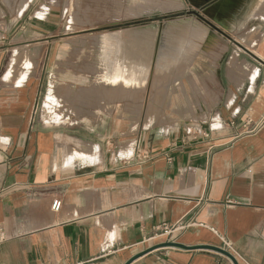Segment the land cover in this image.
<instances>
[{
	"label": "crops",
	"instance_id": "1",
	"mask_svg": "<svg viewBox=\"0 0 264 264\" xmlns=\"http://www.w3.org/2000/svg\"><path fill=\"white\" fill-rule=\"evenodd\" d=\"M61 3L0 0V264H127L167 242L223 248L221 238L239 264H264V124L250 132L264 119V25L248 61L232 66V56L221 79L230 49L220 60L213 55L225 49L214 43L199 52L217 69V85L209 96L197 91L198 107L186 92L193 110L185 116L196 123L125 143L123 123L117 133L91 123L83 136L80 125L37 118L42 74L15 73L19 57L46 56L49 41L62 38L50 30ZM230 16L194 17L229 34L240 29L225 27ZM91 148V161L68 163L69 152ZM131 264L233 263L213 251L160 247Z\"/></svg>",
	"mask_w": 264,
	"mask_h": 264
},
{
	"label": "rangeland",
	"instance_id": "2",
	"mask_svg": "<svg viewBox=\"0 0 264 264\" xmlns=\"http://www.w3.org/2000/svg\"><path fill=\"white\" fill-rule=\"evenodd\" d=\"M146 1L65 0L60 8L54 9L56 16L50 30L60 33L62 38L49 41L46 56L37 54L28 66L15 70V73L28 76L33 70V77L42 74L43 87L37 103V118L44 117L52 126L80 125L83 136L91 123L99 128L105 127L108 132L115 125L116 133L123 123L128 137H119L118 140L125 143H132L139 133L155 130L168 132L180 125L184 127L190 121L196 123L193 118L185 116L189 110H193L190 104L185 107L187 93L191 104L198 107L202 99L197 91L209 96L217 85V69L211 70L207 64L209 58H204L199 52L214 43L217 51L225 49L213 55L215 60H220L222 54L230 49L219 64L218 75L221 79L229 58H235L234 61L230 60L232 66L234 63L244 65L248 61V50L257 44L261 33L258 28L264 25V0H253L258 3L215 0L203 9L195 7L191 0V3L185 0ZM198 14L212 20L232 14L226 20L225 27L240 29L224 34L218 28L223 24L207 26L196 18ZM252 19L255 20L248 22ZM204 49L202 51L206 53ZM26 50L36 53L32 47ZM125 52L130 56L134 52L146 54L143 56L149 62L138 65L130 61V57L129 62L127 59L121 65L120 59ZM195 59L198 61L194 62ZM125 66L131 69L123 70L127 69ZM138 67L141 70L144 68L142 72L145 73L141 78L135 72L139 71ZM118 74L129 78L123 81L128 89L123 88L103 97L104 92L112 91L115 86L111 83L118 84L117 78H113ZM134 75L135 80L132 79ZM102 77L106 85L100 81ZM193 81L200 83L199 87ZM51 92L60 100L58 106L47 104ZM174 97L176 103L171 107ZM154 109L158 112L155 113ZM82 151L88 154L81 156L79 152ZM69 153L68 157H73V161H91L95 157L92 148L88 151L75 149Z\"/></svg>",
	"mask_w": 264,
	"mask_h": 264
},
{
	"label": "bare ground",
	"instance_id": "3",
	"mask_svg": "<svg viewBox=\"0 0 264 264\" xmlns=\"http://www.w3.org/2000/svg\"><path fill=\"white\" fill-rule=\"evenodd\" d=\"M191 1L193 2L194 6L197 7V8L202 7V6H204V5L207 4V3H196L195 0H191ZM201 1H203V0H201ZM262 18H263V17H262ZM135 41H137V39H135ZM140 47H142V45H141ZM139 49H140V48H139ZM142 49H143V48H142ZM125 50H126V49H125ZM125 53H126V54L120 59V60H121V63H122L121 65H123L124 63H126L127 59H128V62H129V58H130V57H132V59H130V61L132 60V62H135V63L138 64V65H141V64L147 65L148 62H149V60H146V59L144 58V56H145L146 54L144 55V54H140V53H136V52H134V54H133L132 56H130V55L127 54V52H125ZM149 54H150V53H148V56H149ZM143 55H144V56H143ZM146 56H147V55H146ZM119 58H120V57H119ZM161 58H162V57H161ZM161 58H160V59H161ZM30 59H31V58H30V57H27V56H24L23 58H22V57H19V61H22L21 64L24 63L22 66H28V65L31 63ZM120 60H119V61H120ZM15 61L18 62V60H15ZM159 61H160V60H159ZM159 61H158V62H159ZM128 62H127V63H128ZM145 62H146V63H145ZM19 63H20V62H18V64H19ZM116 65H119V64L117 63ZM144 65H143V66H144ZM102 66H103V65H102ZM120 67H121V66H120ZM122 67H123V66H122ZM125 67H126V66H125ZM125 67H124V68H125ZM102 68H103V67H102ZM126 68H127V69H123V68H122V69H123V70H126V71H127L128 69H131V68H128V66H127ZM137 69H138L139 71H135V72H137L136 75H137L139 78H141L142 75L145 73V72H144V73L142 72V71H144V68H142L143 70H141V67H138ZM140 70H141V71H140ZM121 71H122V70H121ZM129 71H130V70H129ZM129 71H128V72H129ZM100 72H102V71L100 70ZM128 72H126V73H128ZM104 73H106L105 70H104L103 74H104ZM126 73H125V74H126ZM104 75H105V74H104ZM128 75H129V74H128ZM130 75H131V74H130ZM24 76H26V75H24ZM24 76L20 78L18 85H21V84L24 83V81H25V77H24ZM101 76H102V74H101ZM131 76H132V75H131ZM129 77H130V76H129ZM113 78H117V81H118V82L115 81V82L118 83V84L111 83V84H113V85H115V86L117 85L116 88L114 89L115 86L111 85V87L113 86L112 91H110V92L107 91L108 93L104 92V93H103V97H106V95H108V94L110 95L111 92H114V91H117V92H118V91H121L123 88H127L126 85H125V86L123 85V81L129 79L128 77L125 78L123 75L118 74L117 77L113 76ZM9 79H10V80L12 79V74H11V73L9 74ZM132 79L135 80V75L132 77ZM133 80H132L131 82H133ZM100 81H101V82H105V80L103 79V77L101 78ZM106 83H107V82H105L104 84L106 85ZM129 83H130V82H129ZM104 84H103V85H104ZM124 84H125V83H124ZM103 85H102V86H103ZM107 85H108V84H107ZM109 85H110V84H109ZM109 85H108V86H109ZM106 88H107V87H106ZM101 89H103V87H102ZM101 89H100V90H101ZM108 89H109V88H108ZM127 89H128V88H127ZM110 90H111V89H110ZM103 91H104V90H103ZM105 91H106V90H105ZM123 91H124V90H123ZM101 94H102V93H101ZM55 95H56V94H55ZM55 95H53L52 92L49 94V98L47 99V102H48L47 104H48V105H52L53 107L59 105L60 100L57 99V97H56ZM118 96H119V94H118ZM158 98H159V97H158ZM121 102H122V101H121ZM62 104H64V103H62ZM108 105H109V104H108ZM65 108H66V107H65ZM63 109H64V107H63ZM157 109H158V108H157ZM59 110H60V109H59ZM65 110H66V109H65ZM68 111H69V110H68ZM70 111H71V110H70ZM153 111H155V113L158 112V110H155V109H154ZM58 113H59V112H58ZM58 113H57V114H58ZM60 115H61V114H60ZM64 117H65V116H64ZM79 153H81V154H80L81 156H84V155H87V154H88V153H85V152H83V151H82V152H79ZM69 154H70V153H69ZM90 155H91V154H90ZM67 161H68V163H71V162L73 161V157H68ZM55 164H56V163H55Z\"/></svg>",
	"mask_w": 264,
	"mask_h": 264
},
{
	"label": "water",
	"instance_id": "4",
	"mask_svg": "<svg viewBox=\"0 0 264 264\" xmlns=\"http://www.w3.org/2000/svg\"><path fill=\"white\" fill-rule=\"evenodd\" d=\"M215 1V0H212ZM210 1V2H212ZM208 4V3H207ZM160 247H173V248H179V249H183V250H208V251H213L216 252L220 255H223L225 257H227L229 260L232 261L233 264H239L238 260L236 259V257L234 255H232L230 252H228L227 250L223 249V248H219V247H214V246H196V247H188L179 243H174V242H167L164 243L162 245H159L158 247H155L154 249L160 248ZM151 249L149 251H145L141 254H139L138 256L134 257L131 261H129L127 264H131L132 262H134L136 259L140 258L141 256L145 255L146 253L154 250Z\"/></svg>",
	"mask_w": 264,
	"mask_h": 264
},
{
	"label": "built area",
	"instance_id": "5",
	"mask_svg": "<svg viewBox=\"0 0 264 264\" xmlns=\"http://www.w3.org/2000/svg\"><path fill=\"white\" fill-rule=\"evenodd\" d=\"M262 124H264V119L262 120L261 123H259V125L255 126L250 132L255 131V130H256L258 127H260ZM61 204H62L61 201H55L54 204H53V207H52L53 210H54V211H59L60 208H61ZM183 228H185V227H183ZM171 230H173V228H172V229H169V228L165 227L164 234L170 233ZM4 240H5L4 232H3L2 227L0 226V243L4 242ZM221 240H222L223 245H224V246H223V249H225V250H227L228 252L234 254V250H233V246H232V244H231L229 241H227L226 239H224V238H221ZM81 264H83V263H81Z\"/></svg>",
	"mask_w": 264,
	"mask_h": 264
}]
</instances>
